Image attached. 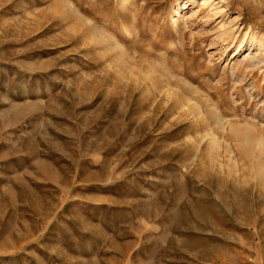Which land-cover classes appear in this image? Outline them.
Here are the masks:
<instances>
[{
	"label": "rangeland",
	"instance_id": "374dc122",
	"mask_svg": "<svg viewBox=\"0 0 264 264\" xmlns=\"http://www.w3.org/2000/svg\"><path fill=\"white\" fill-rule=\"evenodd\" d=\"M0 264H264V0H0Z\"/></svg>",
	"mask_w": 264,
	"mask_h": 264
},
{
	"label": "bare ground",
	"instance_id": "6f19581e",
	"mask_svg": "<svg viewBox=\"0 0 264 264\" xmlns=\"http://www.w3.org/2000/svg\"><path fill=\"white\" fill-rule=\"evenodd\" d=\"M175 12H178V7L176 5L172 9V13H175ZM172 20H173L172 23H170V25H169L170 27L176 25V23H177V16L174 15L173 18H172ZM259 143L261 144V140L258 142V144Z\"/></svg>",
	"mask_w": 264,
	"mask_h": 264
}]
</instances>
